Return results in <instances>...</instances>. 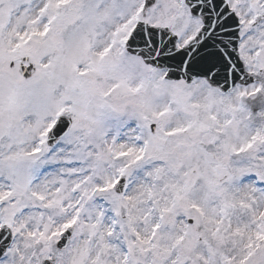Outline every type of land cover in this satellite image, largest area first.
<instances>
[{
	"label": "snow or ice",
	"instance_id": "6c2138e0",
	"mask_svg": "<svg viewBox=\"0 0 264 264\" xmlns=\"http://www.w3.org/2000/svg\"><path fill=\"white\" fill-rule=\"evenodd\" d=\"M0 264H264V0H0Z\"/></svg>",
	"mask_w": 264,
	"mask_h": 264
}]
</instances>
